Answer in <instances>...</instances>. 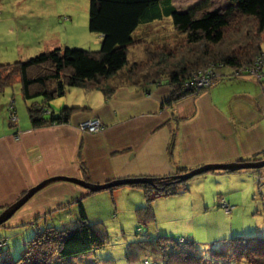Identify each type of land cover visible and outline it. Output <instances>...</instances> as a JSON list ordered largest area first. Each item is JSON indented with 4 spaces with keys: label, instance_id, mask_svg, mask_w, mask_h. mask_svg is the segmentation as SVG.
<instances>
[{
    "label": "trees",
    "instance_id": "16d2710c",
    "mask_svg": "<svg viewBox=\"0 0 264 264\" xmlns=\"http://www.w3.org/2000/svg\"><path fill=\"white\" fill-rule=\"evenodd\" d=\"M228 2V6L222 9L210 10L207 4L204 6L202 3L179 11L173 0H90L88 27L90 31L100 35V48L88 50L57 46L26 60L0 64V92L16 80L20 82L27 115L33 128L68 122L75 106L64 105L56 113L52 110L46 112V109L50 106L51 100L64 95L69 87L86 88L92 84L108 99L122 84L139 86L157 82L160 80L158 76L167 75V84L172 88L169 97L162 104L172 106L179 99L197 93L192 88L184 86L189 75L196 70L197 66L205 67L210 62L218 63L215 60H219L221 64L228 67H247L253 63L254 58L261 57V54L263 56L260 36L264 32V0H228ZM236 16L253 19L256 28L252 44L240 54L218 56L212 49H208L203 50L199 55L192 53L176 57V54L172 55L165 47L158 49L157 53L155 50L147 48L145 50L147 54L155 52V55H158L159 58L155 62L158 66L162 64L160 70L155 73L151 71L139 72L134 69V66L139 63L134 61L131 68L128 66V72L120 81L121 83H114L113 86L105 84L106 80L108 82L109 78L117 75L128 65L129 46L136 43L132 34L140 25H148L169 17L174 29L183 34L188 45L209 44L211 47L223 40L225 28ZM164 65L168 67L169 71L165 70ZM171 119L175 124L177 117L173 115L165 122L170 129V140L167 147L169 151L174 146L177 131V127L171 123ZM258 158H264V151L237 160L247 162ZM82 162H80L82 179L90 181L86 166ZM191 169L180 167L177 168L175 174H181ZM242 170L250 173L257 187L260 188L256 179V175L260 173L259 170ZM212 172L227 173L230 171L212 170ZM158 177L160 179L154 185L136 183L106 189L110 192L123 187L140 189L142 192L140 196L145 200V205L136 204L137 207H134V217L137 222L136 234L144 233L145 237L126 244L123 252L126 264L144 262L152 264L158 262L162 264H264V232L261 233L259 228L256 229V232H260L261 236L231 234L221 240L213 238L214 241H209L211 244L208 245L209 248L212 247L210 252L212 260L199 253L197 247L199 241L190 235L181 236L178 239L161 234L153 235L152 231L149 228L146 229L145 226L155 223L157 216L162 214L161 207L153 208L152 206L155 199L182 194L184 195L181 198L182 202L193 204L187 196L190 193L188 180L177 181L172 178V174ZM92 193L86 190L85 195ZM81 198L82 196L74 201L80 203ZM69 204L68 202L60 207H69ZM129 206L132 207V204ZM193 208L185 210L179 207L180 210H185L184 212L190 214L193 213ZM52 211L44 212L36 218H32L29 223H24L29 224L31 228L36 225V231L24 241L25 248L16 255L15 259H11L9 254L4 253L0 264H50L53 257L64 259L97 251L109 244L110 237L105 226L100 222H90L81 204L69 222L63 220L58 224L44 222L47 219L46 216ZM179 213L181 214V212ZM37 220L41 222L38 223ZM149 232L151 235L148 234ZM18 234H21L20 240L23 244L26 236L22 231ZM218 241L223 242V245L226 243L228 248H214V246L217 247ZM9 244L8 237L1 238L0 250ZM100 261L103 264H116L111 258H103Z\"/></svg>",
    "mask_w": 264,
    "mask_h": 264
},
{
    "label": "rangeland",
    "instance_id": "374dc122",
    "mask_svg": "<svg viewBox=\"0 0 264 264\" xmlns=\"http://www.w3.org/2000/svg\"><path fill=\"white\" fill-rule=\"evenodd\" d=\"M173 3L179 11H184L190 6L201 5L202 3L204 6L208 5L210 10L222 9L229 4L228 0H173ZM89 8L90 0H0V64L26 60L31 56L57 46L62 48L68 46L71 48L98 50L101 38L98 33L89 30ZM255 29L253 19L236 16L225 28L223 40L210 47L209 44L188 45L183 34L174 29L169 17L148 25H140L132 34V38L136 43L129 46L128 65L117 75L109 78L108 82L106 80V83L105 81L104 83L112 86L114 83H121L120 81L124 79L126 72H128V66L131 68L134 61L139 63V65L134 66V69H137L139 72H157L160 70L162 64L156 65L155 61L159 57L155 54L161 47L169 49L168 51L172 55L176 54V57L187 56L192 53L199 55L203 50L208 49H212L218 56L233 53L240 54V52H243L244 49L252 44ZM260 37L262 39L261 49L263 56L261 54V57L254 58L250 66L228 67L225 64H221L219 60H215L218 63L210 62L205 67L197 66L196 70L189 75L190 77L184 83V86L200 93L223 79L240 78L242 79L240 81L244 79L252 80L254 84L263 82L262 86L264 87V32ZM147 48L155 50L156 53L147 54L145 51ZM165 70L169 71L167 66H165ZM142 73L140 74L142 75ZM158 77L160 80L157 82L145 83L137 87L148 92V86L161 85L165 91L168 90L170 92L172 86L167 84V75ZM122 86L124 84L120 87ZM128 86L131 85L128 84ZM93 88L94 85L92 84H89L86 88L69 87L64 95L50 101V108L56 113L66 104L68 106H75L70 116L76 112H85L89 108L83 104L84 92L88 93L87 98H90L91 102L96 105L97 102H95L94 96H96L97 92L106 99L99 90ZM113 97L114 94H111L110 98ZM88 102L90 100H86L84 103ZM12 104H14L17 112ZM46 112H49V107L46 109ZM17 117L29 120L27 108L21 93V85L18 80L10 86L4 87V90L0 92V125H4L7 119L10 126H17ZM94 118L102 126L98 132H91L87 127L82 125L84 122L93 121ZM77 126L83 132L91 134L101 133L106 128L102 120L97 117L87 118L79 122ZM259 160H262V158L252 161ZM205 164L189 168L194 169ZM256 169L259 172L264 171V166ZM170 174L173 176L175 172ZM187 183L189 186L193 185L192 190L187 195L188 199L193 203L192 205L181 201L182 196H184L182 194L159 197L152 202L153 208L161 207L162 212V214L157 216L155 223L145 226L146 229L149 228L152 231L153 235L161 234L175 239L190 235L199 241L197 243L199 253L212 260L210 255L212 247L209 248L208 245L210 244L209 241L216 236L220 235L224 237L231 234H239L242 236L254 235L255 237L261 236V233L264 232L263 196L260 194L256 182L250 173L242 169L227 173L207 171V173L193 176ZM74 185L81 192L70 200L72 203L69 202V207L61 208L62 204L58 203V205L52 203V206L48 203H43L44 206L42 205V207H47V211H53L46 216L47 219L45 221L42 219V222H48V224H58L61 220L69 222L73 219V216L79 209V204H81L90 222H100L105 226L110 237L109 244L103 249L64 259L53 257L50 264H103L100 261L103 258H111L116 264H126L123 259L126 244L145 237L144 233L136 234L137 222L134 217V207H137L136 204H139L136 202L135 197L136 194L137 196L142 194L141 190L123 187L111 192L109 190H102L85 195L87 189L77 184ZM44 189L45 191L47 190L46 188ZM25 191L19 194L14 201L23 196L26 193ZM261 191L264 192V188ZM81 196L80 203H76L74 200ZM141 198L145 205L144 198ZM217 198L220 203H218ZM28 200L26 202H29ZM223 203L228 204L229 210H227L226 206L223 207ZM130 204H132V207L129 206ZM179 207L185 210L194 207L193 213L184 212L185 210H180ZM18 210L0 226V239L8 237L10 243L0 250V260L4 253L9 254L11 259H15L16 255L24 250V241L36 231V225L31 228L29 224H24L32 221V218H28L23 222L17 221V223H20L16 224L15 218L18 217L13 216ZM224 211L226 214H224ZM37 222L40 223L41 221L37 220ZM258 228L261 233L256 232ZM20 231L26 236L23 244L20 240L21 234H18ZM150 233L148 234L151 235ZM219 244L221 245L217 244V247L214 246V248H228L226 243L224 245L223 243ZM140 264L152 263L144 262ZM155 264L162 263L158 262Z\"/></svg>",
    "mask_w": 264,
    "mask_h": 264
},
{
    "label": "crops",
    "instance_id": "0c3cea01",
    "mask_svg": "<svg viewBox=\"0 0 264 264\" xmlns=\"http://www.w3.org/2000/svg\"><path fill=\"white\" fill-rule=\"evenodd\" d=\"M240 80L223 79L172 106L162 104L169 92L161 85L148 86V92L124 85L113 98L104 99L97 92V105L84 92L83 104L89 109L73 113L68 123L33 128L26 118L17 117V126H10L6 119L0 125V210L41 180L82 177V161L89 182L104 183L124 177H158L180 167L227 163L263 152V82ZM173 115L177 121L174 124L171 119V123L177 131L169 151L170 129L165 122ZM90 117L101 119L105 130L98 134L80 130L78 123ZM80 192L71 182H50L17 211L15 222L46 212L44 202L63 205ZM135 198L143 204L137 194Z\"/></svg>",
    "mask_w": 264,
    "mask_h": 264
},
{
    "label": "water",
    "instance_id": "95a60500",
    "mask_svg": "<svg viewBox=\"0 0 264 264\" xmlns=\"http://www.w3.org/2000/svg\"><path fill=\"white\" fill-rule=\"evenodd\" d=\"M264 166V159L259 161L252 162H227V163H209L202 165L200 167L191 169L187 172L181 174H174L172 178H175L177 181H186L192 178L195 175H199L201 173L212 171V170H228L230 172L238 171L241 169H256ZM159 177L156 176H138V177H124V178H116L112 180H108L104 183H93L88 182L84 179L76 178V177H68V176H53L41 180L37 184L28 188L26 193L21 196L18 200L12 202L8 206H6L0 212V225L4 224L14 213L18 210L28 199H30L36 192L41 190L48 183L58 180L68 181L74 184H77L89 192H99L102 190H106L110 187H117L126 184H136V183H146L150 185H154L159 181Z\"/></svg>",
    "mask_w": 264,
    "mask_h": 264
},
{
    "label": "built area",
    "instance_id": "2783aa9c",
    "mask_svg": "<svg viewBox=\"0 0 264 264\" xmlns=\"http://www.w3.org/2000/svg\"><path fill=\"white\" fill-rule=\"evenodd\" d=\"M82 125L84 127H87L89 131L91 132H98V130H100V128H102V126H100V122L94 118L93 121H89V122H84L82 123ZM256 179H257V182H259V191L261 192L263 198H264V192L261 191L262 188H264V171L263 173H258L256 175Z\"/></svg>",
    "mask_w": 264,
    "mask_h": 264
},
{
    "label": "clouds",
    "instance_id": "9594fccd",
    "mask_svg": "<svg viewBox=\"0 0 264 264\" xmlns=\"http://www.w3.org/2000/svg\"><path fill=\"white\" fill-rule=\"evenodd\" d=\"M258 190H259V188H258ZM259 192H260V191H259ZM260 194H261V192H260ZM261 195H262V194H261ZM222 205H223V207L226 206V207H227V210H229V206H228L227 203H223ZM263 206H264V198H263Z\"/></svg>",
    "mask_w": 264,
    "mask_h": 264
},
{
    "label": "bare ground",
    "instance_id": "6f19581e",
    "mask_svg": "<svg viewBox=\"0 0 264 264\" xmlns=\"http://www.w3.org/2000/svg\"><path fill=\"white\" fill-rule=\"evenodd\" d=\"M203 85V84H202ZM205 87V86H204ZM194 88V87H193Z\"/></svg>",
    "mask_w": 264,
    "mask_h": 264
}]
</instances>
